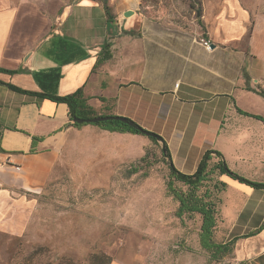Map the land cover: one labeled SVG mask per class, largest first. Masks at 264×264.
Masks as SVG:
<instances>
[{"label": "crops", "instance_id": "crops-1", "mask_svg": "<svg viewBox=\"0 0 264 264\" xmlns=\"http://www.w3.org/2000/svg\"><path fill=\"white\" fill-rule=\"evenodd\" d=\"M106 3L110 20L103 0H0V81L32 92L0 84V220L66 159L82 170L125 166L151 141L75 127L68 105L41 93L80 91L79 114L123 116L154 132L178 171L194 173L216 150L264 183V0H201L187 28L147 17L140 0ZM220 180L215 237L232 246L216 264H264V188Z\"/></svg>", "mask_w": 264, "mask_h": 264}, {"label": "rangeland", "instance_id": "rangeland-1", "mask_svg": "<svg viewBox=\"0 0 264 264\" xmlns=\"http://www.w3.org/2000/svg\"><path fill=\"white\" fill-rule=\"evenodd\" d=\"M200 2L140 0L139 9L187 28ZM147 139L144 159L125 166L107 162L100 171L86 162L82 170L66 159L41 191L7 207L0 220V264H93L100 253L125 264L220 261L200 246V215L175 216L178 203L167 191L171 178L162 143Z\"/></svg>", "mask_w": 264, "mask_h": 264}, {"label": "trees", "instance_id": "trees-1", "mask_svg": "<svg viewBox=\"0 0 264 264\" xmlns=\"http://www.w3.org/2000/svg\"><path fill=\"white\" fill-rule=\"evenodd\" d=\"M106 10V17L110 20L112 13L106 0H103ZM0 84H6L10 89L26 92L24 89L10 85V83H4L0 81ZM43 98H48L59 103H66L69 107V118L71 120L75 118H87L93 117L91 111H86L79 114L78 112V98L80 91L73 92L64 96L55 94H43ZM244 113V112H242ZM245 114V113H244ZM259 117V116H258ZM125 120H103L95 123L101 128L107 129V131H121L130 133H139L142 129L139 124L134 121L124 118ZM75 127H81L87 123H77L73 121ZM155 142H159L153 137H149ZM168 146L163 140V146L161 147L162 155L164 159L168 158L167 166L170 170V180L166 182L167 191L171 197L178 203L175 216L181 218L183 215L198 214L201 218V224L199 229V241L202 249L210 253L212 259H221L231 251L232 241L219 242L215 237V229H217L218 213L220 205L221 193L225 190L226 184L220 180L221 175H228L241 183L251 185L254 188H264V183L253 182L252 180L243 177L227 167L226 162L223 160V156L216 150H208L202 156L197 169L192 174L183 173L178 171L170 160V154ZM213 154L217 159L213 158ZM219 156L221 160L219 159ZM144 159V156L141 158ZM130 172H135L136 168H130ZM172 180L179 181L186 186V189L177 188L173 185ZM110 257L108 258L103 253L95 254L92 257L93 264H109Z\"/></svg>", "mask_w": 264, "mask_h": 264}, {"label": "water", "instance_id": "water-1", "mask_svg": "<svg viewBox=\"0 0 264 264\" xmlns=\"http://www.w3.org/2000/svg\"><path fill=\"white\" fill-rule=\"evenodd\" d=\"M132 11H127L125 12L126 16L131 15ZM125 120L123 118V116H107V115H97V116H93V117H87V118H75L73 119L74 122L77 123H91V124H95L99 121H103V120ZM142 128V127H141ZM141 134L148 136V137H153L156 140L160 141L162 143L163 146V138L157 134H155L154 132L148 131L147 129L142 128L140 130Z\"/></svg>", "mask_w": 264, "mask_h": 264}, {"label": "built area", "instance_id": "built-area-1", "mask_svg": "<svg viewBox=\"0 0 264 264\" xmlns=\"http://www.w3.org/2000/svg\"><path fill=\"white\" fill-rule=\"evenodd\" d=\"M202 43L206 46L207 49H210V46H211L210 41L206 39H202ZM17 169H19V167H17Z\"/></svg>", "mask_w": 264, "mask_h": 264}]
</instances>
